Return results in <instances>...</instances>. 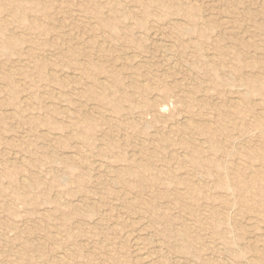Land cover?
Listing matches in <instances>:
<instances>
[{
  "label": "rangeland",
  "instance_id": "374dc122",
  "mask_svg": "<svg viewBox=\"0 0 264 264\" xmlns=\"http://www.w3.org/2000/svg\"><path fill=\"white\" fill-rule=\"evenodd\" d=\"M0 264H264V0H0Z\"/></svg>",
  "mask_w": 264,
  "mask_h": 264
},
{
  "label": "bare ground",
  "instance_id": "6f19581e",
  "mask_svg": "<svg viewBox=\"0 0 264 264\" xmlns=\"http://www.w3.org/2000/svg\"><path fill=\"white\" fill-rule=\"evenodd\" d=\"M170 68V67H169Z\"/></svg>",
  "mask_w": 264,
  "mask_h": 264
}]
</instances>
